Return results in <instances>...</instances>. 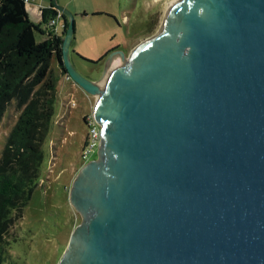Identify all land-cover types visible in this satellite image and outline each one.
I'll return each mask as SVG.
<instances>
[{"label":"water","instance_id":"1","mask_svg":"<svg viewBox=\"0 0 264 264\" xmlns=\"http://www.w3.org/2000/svg\"><path fill=\"white\" fill-rule=\"evenodd\" d=\"M57 8L65 74L100 94L102 126L59 264H264V0H183L101 92Z\"/></svg>","mask_w":264,"mask_h":264},{"label":"rangeland","instance_id":"2","mask_svg":"<svg viewBox=\"0 0 264 264\" xmlns=\"http://www.w3.org/2000/svg\"><path fill=\"white\" fill-rule=\"evenodd\" d=\"M172 1L57 0V6L75 17L76 32L70 47L75 68L83 76L99 83L108 78L107 74L122 67L124 60L126 62L138 47L165 31L163 26ZM51 2L33 0L27 4L30 19L39 23L41 8ZM59 22L58 29H63V22ZM37 38L41 40L43 36L38 34ZM110 51L113 52L101 59ZM116 51L124 52L125 58L119 53L113 54ZM115 55L118 56L107 70L109 58ZM113 61H117L115 67H111ZM52 68L56 74L59 100L45 144L43 176L22 216L15 215L7 237V252L17 264L61 262L74 231L86 221L71 201L73 182L88 162L99 157L100 146L86 159L82 157V149L89 132L87 119L94 116L100 95L89 94L71 77L68 79L56 59L52 61ZM19 114L20 110L14 102L0 122V157L6 136L16 124Z\"/></svg>","mask_w":264,"mask_h":264},{"label":"trees","instance_id":"3","mask_svg":"<svg viewBox=\"0 0 264 264\" xmlns=\"http://www.w3.org/2000/svg\"><path fill=\"white\" fill-rule=\"evenodd\" d=\"M32 1L0 0V122L14 102L20 110L0 157V264H17L7 252V237L15 215L22 216L43 176L45 144L59 100L52 61L66 73L68 19L52 0L35 23L27 10ZM59 21L65 23L61 30Z\"/></svg>","mask_w":264,"mask_h":264},{"label":"built area","instance_id":"4","mask_svg":"<svg viewBox=\"0 0 264 264\" xmlns=\"http://www.w3.org/2000/svg\"><path fill=\"white\" fill-rule=\"evenodd\" d=\"M27 1L29 2L30 0ZM69 77L68 75V79ZM87 126L89 127V132L82 149V157L85 159L89 158L97 150L102 141V126L94 116L88 117Z\"/></svg>","mask_w":264,"mask_h":264},{"label":"bare ground","instance_id":"5","mask_svg":"<svg viewBox=\"0 0 264 264\" xmlns=\"http://www.w3.org/2000/svg\"><path fill=\"white\" fill-rule=\"evenodd\" d=\"M183 0H173L171 3H170V5H169V11L168 12H170L171 10H172V8L174 7V6H176L177 4H179V3H181ZM166 27H167V21H166V23L164 24V26H163V28H165V30H166ZM163 34V33H162ZM161 35V34H160ZM118 55H115L112 59H110L109 60V62H108V67H107V70H108V68H109V66H110V64H111V62H112V60L115 58V57H117ZM117 63V61L116 62H114L113 61V63H112V66L111 67H115V64ZM126 63H127V60H126V62H125V60H124V62H123V66H125L126 65ZM122 66V67H123ZM121 68V67H120ZM119 69V68H118ZM118 69H116L115 71H117ZM115 71H113V73L115 72ZM112 73V71H110L107 75H109V79H110V77L113 75V73ZM107 77H105V79L104 80H102L98 85H99V89H100V92L107 86V83H108V81H109V79H108ZM103 79V78H102ZM100 95V94H99Z\"/></svg>","mask_w":264,"mask_h":264}]
</instances>
